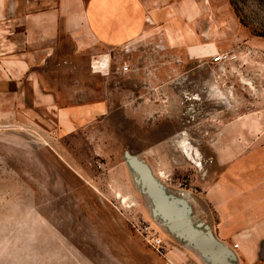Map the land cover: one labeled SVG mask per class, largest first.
I'll return each instance as SVG.
<instances>
[{
    "label": "rangeland",
    "instance_id": "374dc122",
    "mask_svg": "<svg viewBox=\"0 0 264 264\" xmlns=\"http://www.w3.org/2000/svg\"><path fill=\"white\" fill-rule=\"evenodd\" d=\"M84 5L0 0V264H206L127 156L207 241L222 243L209 223L223 175L233 216L264 218V0H152L143 32L113 50L79 43ZM18 9L54 11L49 99L5 58ZM217 52L230 58L215 64Z\"/></svg>",
    "mask_w": 264,
    "mask_h": 264
},
{
    "label": "crops",
    "instance_id": "0c3cea01",
    "mask_svg": "<svg viewBox=\"0 0 264 264\" xmlns=\"http://www.w3.org/2000/svg\"><path fill=\"white\" fill-rule=\"evenodd\" d=\"M151 1L85 0L82 10L83 31L79 33L81 36L79 43H94L100 48L110 50L131 45L145 28ZM19 9L14 17L19 23L15 26L12 37L6 38L10 44L13 43L14 50L9 52L14 54L12 53L10 57L5 53V58H12L18 62L20 75L28 76L31 83L35 84L32 88L37 99H49L51 93L48 88H51V85L49 87L48 67L54 51V39L58 35V30L54 27L55 14L50 10L26 13ZM224 177L225 175L218 178L212 185V199L217 203L222 202L218 207L221 218L215 223L210 222L209 225L217 228V238L226 245L227 251L216 247L217 253L209 257L206 264H231L228 249L232 248L231 238L238 243L237 249H232L237 258L234 264H264V218L255 219L250 223L244 217L233 216L236 208L227 206L226 202L229 199L225 195H229V185H225ZM261 190H264V186L259 187L260 194H263ZM245 194L246 189L242 192L243 197ZM263 206L260 211L264 210ZM237 211L245 212L246 207L239 206ZM251 226L254 227L252 232L246 229ZM230 228H239L236 231L237 235H231Z\"/></svg>",
    "mask_w": 264,
    "mask_h": 264
},
{
    "label": "bare ground",
    "instance_id": "6f19581e",
    "mask_svg": "<svg viewBox=\"0 0 264 264\" xmlns=\"http://www.w3.org/2000/svg\"><path fill=\"white\" fill-rule=\"evenodd\" d=\"M190 152L198 157H201L200 152L197 148L189 144L187 146ZM185 147V148H187ZM129 164L134 169L136 174V182L139 183L145 194L151 199L153 205L160 212V214L165 218L166 222L176 226L178 231H180L185 239L189 243L193 244L199 251L207 255H215L216 248L215 245L226 248L225 244L213 243L203 239V234L197 228L191 225L190 220L185 215V207L180 205L172 199L169 193L165 190L164 185L158 181V179L153 175L149 165L140 160L136 156H127ZM227 251V250H226Z\"/></svg>",
    "mask_w": 264,
    "mask_h": 264
},
{
    "label": "built area",
    "instance_id": "2783aa9c",
    "mask_svg": "<svg viewBox=\"0 0 264 264\" xmlns=\"http://www.w3.org/2000/svg\"><path fill=\"white\" fill-rule=\"evenodd\" d=\"M211 57H212V62L215 64H222L228 61V59L230 58L227 52H217L216 54H213Z\"/></svg>",
    "mask_w": 264,
    "mask_h": 264
},
{
    "label": "water",
    "instance_id": "95a60500",
    "mask_svg": "<svg viewBox=\"0 0 264 264\" xmlns=\"http://www.w3.org/2000/svg\"><path fill=\"white\" fill-rule=\"evenodd\" d=\"M185 209H186V207H185ZM188 209V208H187ZM209 241H211L212 243H213V245H215V243H217L215 240H209ZM218 244V243H217ZM216 247H218V248H220V246H217V245H215V248ZM220 249H223V250H226L227 248H223V247H221ZM216 253H217V251H216ZM205 255V254H204ZM208 256V258L209 257H211L212 255H207Z\"/></svg>",
    "mask_w": 264,
    "mask_h": 264
}]
</instances>
